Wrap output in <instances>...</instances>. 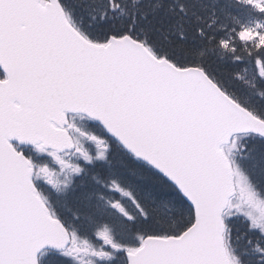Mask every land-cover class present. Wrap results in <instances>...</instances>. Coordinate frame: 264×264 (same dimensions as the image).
Listing matches in <instances>:
<instances>
[{"label": "snow or ice", "instance_id": "snow-or-ice-1", "mask_svg": "<svg viewBox=\"0 0 264 264\" xmlns=\"http://www.w3.org/2000/svg\"><path fill=\"white\" fill-rule=\"evenodd\" d=\"M0 264H264V0H0Z\"/></svg>", "mask_w": 264, "mask_h": 264}]
</instances>
